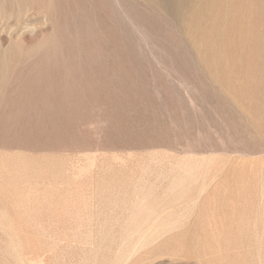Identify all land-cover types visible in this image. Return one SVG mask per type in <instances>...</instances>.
Returning a JSON list of instances; mask_svg holds the SVG:
<instances>
[{"label": "rangeland", "instance_id": "1", "mask_svg": "<svg viewBox=\"0 0 264 264\" xmlns=\"http://www.w3.org/2000/svg\"><path fill=\"white\" fill-rule=\"evenodd\" d=\"M170 1L0 0V264H264V0Z\"/></svg>", "mask_w": 264, "mask_h": 264}, {"label": "bare ground", "instance_id": "2", "mask_svg": "<svg viewBox=\"0 0 264 264\" xmlns=\"http://www.w3.org/2000/svg\"><path fill=\"white\" fill-rule=\"evenodd\" d=\"M5 1H7V0H5ZM13 2V1H12ZM16 2V1H15ZM171 3H173V0L172 1H170ZM227 2V1H226ZM3 4H4V1H3ZM14 4H16V3H14ZM188 4V0H177L176 1V3H173V4H171L170 5V7L174 10V15H178L179 13H178V11L180 10V8H182V7H185L186 5ZM3 6H5V5H3ZM8 6H9V3H8ZM16 6H17V4H16ZM37 6V5H36ZM26 7H27V5H26ZM226 7V6H225ZM244 7V6H243ZM4 10L6 9L5 7L3 8ZM15 9V8H14ZM8 10V9H7ZM17 10V9H16ZM19 11V10H18ZM8 12V11H7ZM10 12V11H9ZM179 16H180V14H179ZM186 18V17H185ZM184 18V19H185ZM179 21H181V20H179ZM186 21V20H185ZM189 27V26H188ZM191 29V28H190ZM4 55V54H3ZM5 71H6V68H5ZM1 78V77H0Z\"/></svg>", "mask_w": 264, "mask_h": 264}]
</instances>
